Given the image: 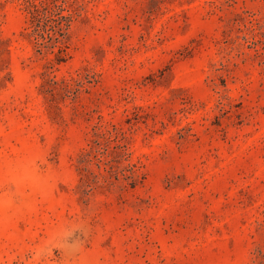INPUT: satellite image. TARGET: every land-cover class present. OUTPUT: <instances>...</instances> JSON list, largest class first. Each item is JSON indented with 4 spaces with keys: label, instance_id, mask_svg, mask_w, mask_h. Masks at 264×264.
Segmentation results:
<instances>
[{
    "label": "rangeland",
    "instance_id": "374dc122",
    "mask_svg": "<svg viewBox=\"0 0 264 264\" xmlns=\"http://www.w3.org/2000/svg\"><path fill=\"white\" fill-rule=\"evenodd\" d=\"M65 6L0 0V264H264V0Z\"/></svg>",
    "mask_w": 264,
    "mask_h": 264
},
{
    "label": "trees",
    "instance_id": "16d2710c",
    "mask_svg": "<svg viewBox=\"0 0 264 264\" xmlns=\"http://www.w3.org/2000/svg\"><path fill=\"white\" fill-rule=\"evenodd\" d=\"M27 10L30 14L31 28H33L32 35L40 33L42 25L48 26L51 19V9L55 7L58 11V19L51 29L50 41L54 42L53 47H57L59 52H63L66 32L72 20L73 14L68 12L66 14V0H41L39 3L34 0H25Z\"/></svg>",
    "mask_w": 264,
    "mask_h": 264
}]
</instances>
